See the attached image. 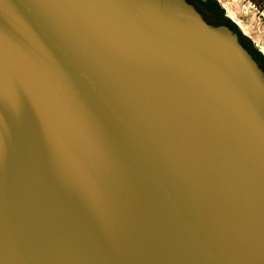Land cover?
<instances>
[{"label": "water", "instance_id": "water-1", "mask_svg": "<svg viewBox=\"0 0 264 264\" xmlns=\"http://www.w3.org/2000/svg\"><path fill=\"white\" fill-rule=\"evenodd\" d=\"M0 264H264V70L188 0H0Z\"/></svg>", "mask_w": 264, "mask_h": 264}, {"label": "rangeland", "instance_id": "rangeland-1", "mask_svg": "<svg viewBox=\"0 0 264 264\" xmlns=\"http://www.w3.org/2000/svg\"><path fill=\"white\" fill-rule=\"evenodd\" d=\"M234 22L264 56V13L250 0H217Z\"/></svg>", "mask_w": 264, "mask_h": 264}, {"label": "trees", "instance_id": "trees-1", "mask_svg": "<svg viewBox=\"0 0 264 264\" xmlns=\"http://www.w3.org/2000/svg\"><path fill=\"white\" fill-rule=\"evenodd\" d=\"M193 3L197 9L203 14L208 22L213 24H227L233 30H235L240 38V41L248 49V51L254 56L259 65L264 70V56L262 53L254 47L252 41L242 34L238 26L232 22L225 15L224 8L217 0H188ZM261 12L264 13V0H250Z\"/></svg>", "mask_w": 264, "mask_h": 264}]
</instances>
